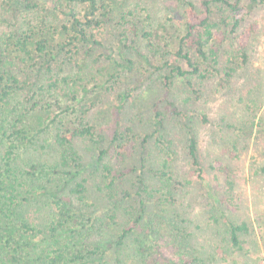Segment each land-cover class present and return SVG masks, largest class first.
Returning a JSON list of instances; mask_svg holds the SVG:
<instances>
[{
  "label": "rangeland",
  "instance_id": "rangeland-1",
  "mask_svg": "<svg viewBox=\"0 0 264 264\" xmlns=\"http://www.w3.org/2000/svg\"><path fill=\"white\" fill-rule=\"evenodd\" d=\"M188 1L197 12L204 11V1H210V18L218 20V0ZM228 1L239 6L244 20L238 38L228 35L218 47V58L223 69L232 67L234 71L227 82L218 76L198 85L193 77L172 75L148 47L151 44L176 52L184 36V0H97L95 19L100 25L92 30L95 37L89 43L73 41L70 29L72 18L68 12L82 16L86 9L82 4L62 1V9H58L53 0H45L29 12L16 8L14 2L0 0V38L32 30L35 40H45L47 47L44 54L29 47L27 53L12 50L8 55L20 63L14 71L27 83L21 97L14 99L15 105L21 102L24 113V141L14 165L27 170L31 163H45L36 171L37 177L44 178L33 182V206L28 210L30 220L37 225L49 224L55 197L68 196L73 181L70 175L55 174L56 136L77 125V112L87 99L93 103L87 119L94 138L74 142L84 165L75 180L86 181L92 209L99 217L104 214L109 219L94 238L103 259L92 264H147L153 255L158 263L169 260L183 264L187 260L182 261L180 248L174 243L176 238L187 237L200 251L194 264H264V2L251 5L249 0ZM129 13L137 34L133 35L132 45H125L119 39L118 23ZM147 33L150 35L144 37ZM241 36L243 42L239 44ZM239 49L246 53L244 62L239 58ZM204 65L209 69L208 64ZM166 76H170L168 90L163 85ZM64 77L78 93L74 102L63 96V85L56 91L47 90L50 79ZM29 99L33 100L29 103ZM253 99L256 107L249 113L246 105ZM33 103L38 106L33 108ZM155 109L163 119L158 130L153 120ZM201 115L206 116V123L200 121ZM125 127L132 129L135 145L133 157L123 163L126 180L118 186L132 195L127 206L124 200L107 197L95 167L98 150L107 149L105 161L114 171L119 169L111 140ZM190 133L197 141L200 172L188 157ZM158 139L161 150L155 148ZM169 142L174 151L169 182L174 194L172 199L160 198L157 206L150 207V214L166 217L160 229L150 235L144 223L134 226L138 178L142 175L150 189L161 187L155 176ZM5 143L0 138V157ZM226 221L247 222L251 229V237H244L240 253L227 245ZM132 227L134 231L128 233L115 258L118 236ZM50 234H46L44 243L40 241L30 250L22 248L19 263L39 264V258L47 253L44 244L54 240ZM36 237L30 236L34 240Z\"/></svg>",
  "mask_w": 264,
  "mask_h": 264
},
{
  "label": "trees",
  "instance_id": "trees-1",
  "mask_svg": "<svg viewBox=\"0 0 264 264\" xmlns=\"http://www.w3.org/2000/svg\"><path fill=\"white\" fill-rule=\"evenodd\" d=\"M9 1L14 2V6L18 9L22 7L29 12H33L39 7V3L45 0ZM62 1L68 4H82L86 7L80 17H76L71 11L68 12V16L72 18L70 25L74 36L72 40L85 43L93 42L95 35L92 30L100 25L95 19L98 8L97 0H53V6L62 9ZM218 1L220 2L218 20L213 21L210 18V1H204L202 3L204 11L197 12L192 2L184 0L186 4L184 36L180 39L176 52L168 51L165 47L148 45L153 57L158 56L164 66L170 68L172 75L193 77L198 85H203L218 76L223 82L230 80L234 69L232 67L222 68L218 58V47L224 43L228 35L238 38L237 31L244 20V15L236 3L231 4L228 0ZM249 1L251 5L264 2V0ZM130 16V13L127 16H121L118 23L119 39L125 45L126 42L132 45L133 35L137 34V25L133 20L128 19ZM148 35L150 34H144V37H148ZM242 42L241 36L239 44ZM29 47L35 48V51L39 54H44L47 48L45 40H35V34L32 30H27L22 35L14 33L0 38V138L1 141L6 142V147H4L0 157V264H20L19 261L23 253L22 248L28 251L33 248L34 244L40 241L44 243L47 233H51L50 235L54 240L50 244H44L47 247V253L43 259L39 258V264H92L95 261L100 263V259H103V253L94 238L97 236V229L103 227L104 222L109 219L104 214L99 217L98 212L92 209L87 200L86 181L83 179L75 180L76 176L84 170V165L74 142L75 140L92 139L95 133L87 119L90 106H93V103L88 102V99L77 112V125L70 131L58 134L55 139V145L58 147V155L54 164L55 174L70 175L73 179L71 187L68 188V196L55 197L48 225H45V223L37 225L30 220L28 215L29 208L33 206L30 202V196L33 194L31 191L33 189L32 184L35 180L44 178L37 177L36 171L39 167L45 166V163H31L28 165L27 170H21V167L14 165L17 152L21 149L24 141V129L22 127L24 113H21V102L20 105H15L14 99L21 97V91L27 86V83L21 81L14 71L15 65L20 67V63H15L12 59H9L8 55L11 54L12 50L27 53ZM238 54L244 62L246 53L239 49ZM172 58H175L176 61H172ZM113 62L120 66L114 59ZM205 63L210 66L209 69L204 67ZM47 64L44 65L47 66ZM181 64H184L185 67L182 68ZM48 66L50 68L49 64ZM47 72H51L50 69H47ZM223 75L226 79H223ZM110 78H113V74L110 75ZM169 80L170 76H166L163 80V85L167 90L170 84ZM69 84L70 80L67 77L60 80L50 79L47 90L56 91L60 85H63V87H60L63 96L70 102H74L77 100L78 93L71 89ZM31 100L33 99H29L28 102L30 103ZM31 106L34 108L38 104L33 103ZM170 107H172L173 112L176 111L175 106L173 107L171 104ZM246 107L248 112L252 113L253 108L256 107L255 100H250L249 105L247 104ZM33 108L30 107V109ZM153 120L156 130L162 127L163 119L158 109L154 110ZM200 121L206 123V116L201 115ZM189 135L187 140L188 157L196 170L200 172L197 141L194 134L190 133ZM133 142L134 138L130 127H125L114 133L111 144L113 146L114 161L119 165V169L116 171H114L115 168L112 165L105 161L107 149H99L95 160V167L103 179L107 197L112 201L124 200L126 206L132 195L126 189L119 190L118 186L125 182L128 175L123 168V163L132 158L135 153ZM158 143L160 144V139H158L155 148L161 150ZM173 154L174 151L171 149V142H169L167 153L160 161L159 169H157L158 173L155 176L161 183L160 188L150 189L145 184L142 175L138 178L139 188L136 192L134 226L139 227L144 223L150 235L160 229L163 225H160L161 220L165 221L166 218L161 214L157 215L153 212L150 214V207L157 206V203L162 201L160 198H173L174 193L169 184L172 180L170 168ZM142 161L144 162L145 159H142ZM230 185L232 187L231 183H229ZM24 192H28L27 197H24ZM131 212H127V214L131 215ZM97 223H100V225ZM226 226L228 247L234 252L240 253L246 242L244 237H251L249 225L247 222L236 224L226 221ZM132 231H134L133 227L130 231L125 230L121 236H118L115 258H118V251L122 247L123 241L127 238L128 233ZM63 235L65 237H62ZM30 236H38L36 237L38 239L34 240ZM175 240L177 243H174V245L176 248H180L178 251L182 261L187 260L183 264L196 263L200 251L194 245L193 240L188 239V237L183 240L177 238ZM49 248H51V251H48ZM155 258V255H153L147 264H177L169 260L158 263Z\"/></svg>",
  "mask_w": 264,
  "mask_h": 264
}]
</instances>
